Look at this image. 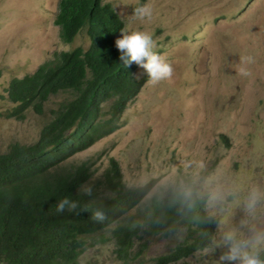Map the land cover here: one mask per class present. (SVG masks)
Returning a JSON list of instances; mask_svg holds the SVG:
<instances>
[{
	"label": "rangeland",
	"instance_id": "374dc122",
	"mask_svg": "<svg viewBox=\"0 0 264 264\" xmlns=\"http://www.w3.org/2000/svg\"><path fill=\"white\" fill-rule=\"evenodd\" d=\"M61 0H0V113L14 106L1 97L14 80H22L78 47L88 49L87 31L65 44L55 25ZM124 22V29L149 33L154 51L166 57L170 80L145 84L121 114L119 128L68 163H94L93 185L119 166L122 184L137 189L153 180L158 186L146 200L162 197L190 180L201 196L217 189L233 192L208 215L218 220L209 248L175 264H219L221 228L245 218L243 201L252 187L264 191V0H104ZM148 4L152 16L135 18ZM121 35V34H120ZM119 35V37H120ZM250 76H242L244 57ZM146 73L139 66L134 78ZM71 95L47 102L44 115L29 111L24 122L0 119V153L15 143L33 144ZM106 111H110L106 107ZM225 137L227 140H225ZM257 226H264V211ZM185 233L171 238L145 237V251L128 264H156L177 247ZM139 244H137L138 246ZM114 242L88 248L81 264H124Z\"/></svg>",
	"mask_w": 264,
	"mask_h": 264
},
{
	"label": "trees",
	"instance_id": "16d2710c",
	"mask_svg": "<svg viewBox=\"0 0 264 264\" xmlns=\"http://www.w3.org/2000/svg\"><path fill=\"white\" fill-rule=\"evenodd\" d=\"M55 25L65 44L86 30L90 46L56 54L31 76L12 81L7 97H1L14 108L0 119L24 122L29 111L44 115L50 98L71 95L51 112L35 143H15L0 153V264H81L88 248L108 242H114L117 259L128 264L144 253L145 237L181 233L183 241L156 264H175L209 248L218 220L208 215V197L192 181L146 200L159 180L126 189L113 159L93 185L94 163H68L118 130L121 114L149 78L136 80L138 65L120 60L115 40L124 22L110 3L61 0ZM89 187L92 195H84ZM64 198L77 207L58 212ZM96 210L105 213V221L93 219Z\"/></svg>",
	"mask_w": 264,
	"mask_h": 264
},
{
	"label": "clouds",
	"instance_id": "9594fccd",
	"mask_svg": "<svg viewBox=\"0 0 264 264\" xmlns=\"http://www.w3.org/2000/svg\"><path fill=\"white\" fill-rule=\"evenodd\" d=\"M134 16L144 20L152 16V8L145 4L135 9ZM121 35L115 40V46L121 53L120 60L125 66L135 63L144 70L148 76V82L156 85L161 81L170 80L174 69L165 56L154 51L155 41L152 36L144 31L129 30L120 31ZM252 57H244L240 68L242 76H250L251 72L246 65L253 63ZM84 195L91 196L92 189L82 190ZM233 192H225L217 189L209 194L208 205L215 208L223 204ZM77 207L74 201L64 198L57 205L58 212L66 209L71 211ZM245 218L239 226L221 228V236L218 247L225 249L219 256V264H264V226H257L260 212L264 211V191L258 187H252L243 201ZM93 219L98 222L106 220L103 211L96 210Z\"/></svg>",
	"mask_w": 264,
	"mask_h": 264
},
{
	"label": "bare ground",
	"instance_id": "6f19581e",
	"mask_svg": "<svg viewBox=\"0 0 264 264\" xmlns=\"http://www.w3.org/2000/svg\"><path fill=\"white\" fill-rule=\"evenodd\" d=\"M141 92V91H140Z\"/></svg>",
	"mask_w": 264,
	"mask_h": 264
}]
</instances>
